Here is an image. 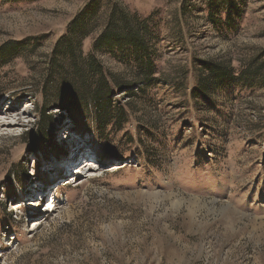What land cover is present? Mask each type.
<instances>
[{"label": "rangeland", "instance_id": "rangeland-1", "mask_svg": "<svg viewBox=\"0 0 264 264\" xmlns=\"http://www.w3.org/2000/svg\"><path fill=\"white\" fill-rule=\"evenodd\" d=\"M89 1L0 0V47L37 46L0 67L10 90L0 98V264H264V87L219 89L210 107L190 98L198 61L231 60L238 73L264 54V0H247L238 31L226 36L207 23L201 0H188L186 18L182 0H121L159 11L166 82L148 91L155 103H137L138 124L108 144L79 113L41 117L23 87ZM97 56L130 79L112 55ZM142 127L155 133L142 135L150 155L140 144L127 150L124 134ZM89 160L96 167L85 168Z\"/></svg>", "mask_w": 264, "mask_h": 264}, {"label": "trees", "instance_id": "trees-1", "mask_svg": "<svg viewBox=\"0 0 264 264\" xmlns=\"http://www.w3.org/2000/svg\"><path fill=\"white\" fill-rule=\"evenodd\" d=\"M2 1L16 4L38 0ZM201 2L207 10L206 21L215 31L225 36L238 31L247 0ZM189 8L188 0H182L180 15L186 18ZM158 18V10L141 12L130 9L121 0H90L59 38L38 76L30 81V85L23 86L27 93L36 97L40 116L45 117L54 108L72 116L79 113L85 120H91L95 133L104 144L114 140L109 137L116 132L138 124L133 119L137 103H155L154 98H147L148 91L166 82L165 75L158 72L160 54L155 46L159 39ZM100 27L86 54L84 43ZM28 43L13 42L0 47V67L7 66L11 59L23 53H33L37 46L30 47ZM99 53H108L124 64L130 79L108 70L98 58ZM195 66L190 98L196 106H212L211 96L219 89L251 91L264 87V54L257 55L247 64L240 63L242 69L238 73L231 60L198 61ZM187 88H190L188 84L178 89ZM8 91L9 87L0 85V98ZM117 95L126 102L117 100ZM141 131L135 136L130 131L124 134L129 140L127 150H135L140 144L150 155L142 135L153 138L155 133L148 127H142Z\"/></svg>", "mask_w": 264, "mask_h": 264}, {"label": "bare ground", "instance_id": "bare-ground-1", "mask_svg": "<svg viewBox=\"0 0 264 264\" xmlns=\"http://www.w3.org/2000/svg\"><path fill=\"white\" fill-rule=\"evenodd\" d=\"M1 110H2V108H1ZM93 163V161H91V160H89V161H85V163H83V165L85 166V168H90V167H96V165H94V164H92ZM114 168V167H113ZM63 169V168H62ZM115 170H118V169H113V171H115ZM56 198L57 197H55V199L54 200H52L51 202H49L48 203V205H47V209L49 210V209H54L55 208V203H56ZM39 223L40 222H38V221H33V225H39Z\"/></svg>", "mask_w": 264, "mask_h": 264}]
</instances>
